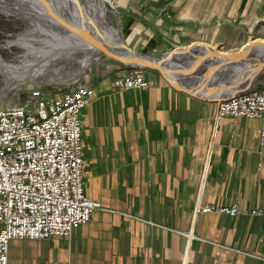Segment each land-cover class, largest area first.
<instances>
[{
  "label": "crops",
  "instance_id": "1",
  "mask_svg": "<svg viewBox=\"0 0 264 264\" xmlns=\"http://www.w3.org/2000/svg\"><path fill=\"white\" fill-rule=\"evenodd\" d=\"M110 1L122 41L154 57L264 32V0ZM88 66L78 78L94 91L80 113L83 186L98 206L69 237L11 239L7 264H264L261 119L216 121L215 101L154 69H142L146 85L116 89L129 66L107 57ZM232 204L235 215L201 209Z\"/></svg>",
  "mask_w": 264,
  "mask_h": 264
},
{
  "label": "built area",
  "instance_id": "2",
  "mask_svg": "<svg viewBox=\"0 0 264 264\" xmlns=\"http://www.w3.org/2000/svg\"><path fill=\"white\" fill-rule=\"evenodd\" d=\"M144 85L142 69H121L113 79L116 89ZM48 92L31 89L25 102L0 107V264H7L11 239L69 237L98 206L83 186L80 113L93 88L76 82L57 94ZM216 104V121L257 118L264 128V82ZM201 209L238 213L236 204Z\"/></svg>",
  "mask_w": 264,
  "mask_h": 264
},
{
  "label": "water",
  "instance_id": "3",
  "mask_svg": "<svg viewBox=\"0 0 264 264\" xmlns=\"http://www.w3.org/2000/svg\"><path fill=\"white\" fill-rule=\"evenodd\" d=\"M62 1L63 5L69 3V0ZM87 1L93 3V0ZM91 14L84 19L83 24L77 20L76 26L91 47L97 51L99 58L105 56L131 68L154 69L178 91L216 102L248 92L264 79V76L259 77L264 71V40L252 39L233 52L221 51L204 43H191L154 57L128 47L120 38L118 30L115 38L106 36L99 30L98 19ZM254 57H260V61L255 69L256 79L252 84L240 86L236 82H229L219 87L220 82L232 69ZM201 68L204 71L199 73L198 70ZM187 70L190 74H183ZM180 73L183 76L179 78ZM213 80L214 83L211 85ZM197 82L199 83L195 85L198 86L195 87L193 84ZM216 88H220L221 91L212 90Z\"/></svg>",
  "mask_w": 264,
  "mask_h": 264
},
{
  "label": "bare ground",
  "instance_id": "4",
  "mask_svg": "<svg viewBox=\"0 0 264 264\" xmlns=\"http://www.w3.org/2000/svg\"><path fill=\"white\" fill-rule=\"evenodd\" d=\"M3 1L6 4V0H3ZM15 1L18 4H20L19 7H20L21 12L19 13V15H22L27 20H29L33 26H37L41 30L45 29V33L48 36L47 38L46 36H43L41 34V38L38 39L39 42L44 40L48 44L46 43H43V44L49 45L47 46V48L45 47L41 50L44 53L43 54L40 53L34 56L32 59H28V61L30 62L28 64H34L35 61L36 62L39 61L41 63V67H42L41 78L45 80H49L52 77H55L53 79H56V80H60L61 78H63L62 76L58 74L54 75L53 74L54 72H51V68L49 67V65L52 66L53 64L51 63L52 62L51 60L53 57V55L51 54L55 55L57 53H61V54L70 53L71 50H69L67 45H73L75 42H78L79 39L82 41L81 46H80L81 48L92 49L93 52L82 51L81 54L83 55V57L79 58V61H80L79 70L75 71L74 74L71 75L70 79L76 78L86 68L88 64L98 59L99 54L97 53V51H95L93 47L92 48L90 47L91 45H89L85 37L78 30V27L76 26V24L78 23L77 20L81 21V24H83L84 19H86L87 16L91 14L92 12L91 15L98 19V25H99L100 31H102L106 36L111 37V38H115V36H117L116 31L118 29L113 24V20H114V16L112 15L113 11L111 10V8H108L107 4L105 3L106 2L105 0H93L92 4L91 2L87 0H69V3L65 5H63L62 0H15ZM109 4H110L109 6H111L110 1H109ZM3 7H4L5 12L7 13H14V14L17 13L16 11L10 8L8 3L4 5ZM41 11L43 12L45 11V13L40 14ZM44 15H46V17ZM31 30L36 31L31 27L30 32L25 31L24 33L25 35L23 34L20 37H24V38L30 37L31 38L32 36ZM24 41L25 42H23V44L21 45H25L26 40ZM16 42L21 43V39H18ZM9 43L10 42L8 41L6 45H9ZM6 45H0V49L1 47L4 48V46ZM78 52L80 51H76V50L72 51L69 55L66 54L67 56L65 58L69 60L71 57H73L75 53H78ZM28 61L25 60V62H28ZM259 61H260V57H254L246 62L245 61L241 62V64L237 66L238 68L236 67L232 69L230 73L221 82L219 81L220 82V85L218 84L219 87L223 86V83H229V82L230 83L236 82V84L240 86L252 84L253 81L256 79L255 69L259 65ZM25 62L23 63L9 62V61L4 60L2 56L0 55V72L4 74L5 76L6 85L14 87V86H18V84L21 82H25V81L27 82V80L28 81L32 80V79H29L30 77L24 78L23 75L19 73L18 74L14 73L15 71L21 72L23 68L25 67V65L28 66V64H25ZM136 69H143V68H136ZM183 74H190V72L187 70ZM183 74L180 73L178 77L179 78L182 77ZM31 75L33 76L34 74H31ZM237 78H239V80H236ZM198 83L199 82L194 83L193 85L198 84ZM213 83H214V80L210 84L212 85ZM82 84L87 87L91 86L90 84H85V83H82ZM196 86L198 85H195V87ZM257 86H255L254 88H256ZM212 90L214 92L221 91L220 88L219 89L216 88ZM217 102L218 101H216V103Z\"/></svg>",
  "mask_w": 264,
  "mask_h": 264
},
{
  "label": "rangeland",
  "instance_id": "5",
  "mask_svg": "<svg viewBox=\"0 0 264 264\" xmlns=\"http://www.w3.org/2000/svg\"><path fill=\"white\" fill-rule=\"evenodd\" d=\"M105 1H106L105 3L107 4L108 8H111V10L113 11L112 4H111V6H109L110 0H105ZM7 3L9 4V6L12 10L17 12L16 14L5 12L3 6L6 5ZM110 3H111V1H110ZM6 4L3 0H0V45H6V43L8 41L10 42L9 45L4 46V48L1 47L0 55L2 56V58L6 61H9V62L23 63V62H25V60L28 61V59H32L34 56H36L40 53L43 54L44 52H42L41 50L45 47L47 48V46H49V45H46L48 43L45 42L44 40L39 42L38 39L41 38V34L48 38L47 34L45 33V29L41 30L37 26H33L29 20H27L22 15H19V13L21 12L20 7H19L20 4H18L15 0H6ZM1 8H3V9H1ZM43 13H45V11L44 12L41 11L40 14H43ZM112 15L114 16V20H113V22H114L115 21L114 12H112ZM44 16L46 17V15H44ZM31 27L34 30H36V31L31 30V35H32L31 38L30 37H25V38L20 37L21 35H23L25 33V31L30 32ZM251 36H255V37L250 38V40L249 39H247V40H249V41H251L252 39L264 40V32H262V31H257V30L253 29V31L251 32ZM18 39H21V43L16 42ZM24 40H26L25 45H21V44H23V42H25ZM32 40H34V41H32ZM51 40H53V39H51ZM81 42L82 41L79 39L78 42H75L73 45H67V47L69 48V50H71V52L75 51V50L80 51L78 53H75L73 55V57H71L69 60H67L65 57L67 55H69L71 52L70 53H63V54L57 53L55 55L51 54V55H53L52 60H51L52 61L51 63H53V64H52V66L49 65V67L51 68V72H54L53 73L54 75L58 74V75L63 77L60 80L53 79L55 77H52L49 80H45V79L41 78L42 67H41V63L39 61H37V62L35 61L34 64H28V63H30L29 61L25 62V64H28V66L25 65V67L22 70L23 72L22 71L21 72L20 71L14 72L15 74L19 73V74L23 75L24 78L30 77L29 79H32L29 81L27 80V82L26 81L21 82L18 84V86L11 87L9 85H6L5 76H4V74H2L0 72V107L4 106L6 104H9V103H18V102L23 103V102H25V100L27 99L28 92L31 89H39V90H41V93L43 95H47L49 93L48 91H52V93L57 94L62 89L66 88L69 85H72V83H76V82L81 83V82H78V78L82 77L85 73H89L91 71L90 66L86 67L76 78L70 79L71 75L74 74L75 71L79 70V67H80L79 58L83 57V55L81 54L83 51V48L80 47ZM43 43H46V44H43ZM41 46H43V47H41ZM241 46L242 45H239V44L238 45H231L230 42L227 41L222 46L219 45V47L215 46L214 48H216L218 50L225 51V52H233V51L238 50ZM102 57H105V56H102ZM125 68H127V67H125ZM125 68H123V69H125ZM198 71H199V73H202L204 71V69L201 68ZM30 72H32V73H30ZM31 74H34V75L32 76ZM263 76H264V71L262 73H260L259 77H263ZM263 82H264V79L260 83H263ZM82 83L88 84L86 82H82Z\"/></svg>",
  "mask_w": 264,
  "mask_h": 264
}]
</instances>
